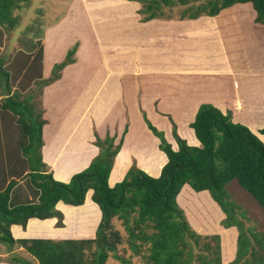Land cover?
Returning <instances> with one entry per match:
<instances>
[{"label": "crops", "instance_id": "crops-1", "mask_svg": "<svg viewBox=\"0 0 264 264\" xmlns=\"http://www.w3.org/2000/svg\"><path fill=\"white\" fill-rule=\"evenodd\" d=\"M77 1L72 0L75 8L71 7L70 14L65 15L67 19L47 27L41 39L44 51L41 75L44 78L50 75L52 65L64 51L72 43L79 42L75 62L64 68L59 79L43 86L38 97L46 120L43 162L55 179L68 181L74 173L89 165L99 152L94 144L96 135L104 138L109 134L118 139L127 125L123 145L110 171L109 185L121 181L133 163L150 175L158 176L168 157L159 148V138L139 115L143 112L159 129H164L174 148L178 145L169 116L189 144L199 145L190 123L205 102L214 104L224 113L231 111L235 122L240 121L259 134L258 130L264 126V59L254 66L244 46L235 4L215 16L203 15L195 19L162 17L142 21L137 12L140 4L136 1L84 0L81 7ZM106 8L105 12L98 11ZM92 23L100 25L103 36L107 32L105 41L109 39L108 47H101L103 40L95 25L89 31ZM74 34L78 35L73 39ZM202 39H205L203 43ZM151 42L161 43L149 47ZM90 46L100 50L101 59L97 60L95 54L90 57ZM259 49L264 53L263 47ZM198 50L209 55L203 68L190 64L191 55ZM6 80L7 77L3 78V85L7 84ZM34 82L29 78L22 93H26ZM10 85L11 91L6 87L0 96V191L17 180L21 192L31 197L27 179L30 170L22 153L26 137L17 134V129H22L17 115L1 106V98L18 89L16 83ZM32 94L36 95L35 92ZM61 101L72 110L68 115L61 113ZM122 110L130 114L128 121L125 117L119 119ZM131 111L138 114L135 122ZM86 113L87 118L84 117ZM259 135L264 140V134ZM91 195L92 190L88 191L85 203L74 209H64L65 203H58V209L64 213V226L56 225V217H34L25 227L12 224L13 237L63 238L58 233L78 236L90 227L95 230V220L100 221L101 214L97 213L96 206L87 202L93 201ZM205 207H211L209 213L219 223L196 226L192 222V227L203 234L219 233L222 262L229 264L236 257L238 230L235 226L226 228L220 224L224 214L216 203ZM200 216L196 220L205 222L206 218ZM0 264L11 263L0 260Z\"/></svg>", "mask_w": 264, "mask_h": 264}, {"label": "trees", "instance_id": "trees-1", "mask_svg": "<svg viewBox=\"0 0 264 264\" xmlns=\"http://www.w3.org/2000/svg\"><path fill=\"white\" fill-rule=\"evenodd\" d=\"M30 0H0V34L8 35L17 26L19 17L15 10ZM140 4L137 12L142 21L154 18L195 19L203 15L215 16L224 8L236 3H251L256 10L255 20L264 23V0H130ZM183 10L175 15L174 11ZM3 42V40H2ZM39 48L18 49L11 60L0 55V72L11 74L14 70H26L39 87L59 79L66 66L75 62L79 42H75L66 56L56 62L48 77L41 75L44 51ZM20 75V76H19ZM18 77H23L22 73ZM6 77V76H5ZM17 77V75H16ZM3 85L0 75V96L5 88L11 91L10 77ZM42 89V88H41ZM40 89V90H41ZM4 110L17 115L26 143L22 148L29 173L27 179L32 196L29 199L10 182L0 191V242L11 249L17 242L38 260V264H108L111 253L122 264H128L118 248L124 241L115 227L114 219H120L128 233V245L132 255H141L147 264H223L221 235L203 234L192 227L219 223L210 215L213 202L224 217L220 224L235 226L238 230L236 257L229 264H264V230L246 224L243 210L244 195L254 198L264 211V126L259 134L247 125L235 122L232 112H222L212 103H202L190 126L194 129L199 145H191L182 137L173 122V137L177 148L166 138L143 112L148 128L160 142L159 148L168 157L158 176H152L133 163L124 178L110 186L108 178L114 159L120 151L128 125L119 141L107 134L96 135L94 144L99 148L87 167L74 173L68 181L54 178L43 162V126L46 122L34 94L23 95L16 90L1 98ZM43 111V110H42ZM236 181L232 195L227 185ZM17 184V185H16ZM16 185V186H15ZM101 210V218L93 236L82 238H20L11 233L12 224L26 226L30 218H57V226H64V213L58 209L60 202L82 205L88 191ZM237 197H236V194ZM204 199L199 198L200 196ZM204 207L207 209L205 212ZM192 214V215H191ZM202 215L204 220H195ZM202 216H200L202 218ZM200 246L196 252L195 246ZM10 263L33 264L31 260L13 256Z\"/></svg>", "mask_w": 264, "mask_h": 264}, {"label": "rangeland", "instance_id": "rangeland-1", "mask_svg": "<svg viewBox=\"0 0 264 264\" xmlns=\"http://www.w3.org/2000/svg\"><path fill=\"white\" fill-rule=\"evenodd\" d=\"M83 2H84V0L77 1L78 7H81ZM72 5H73L72 0H30L29 3L23 2L22 9L14 11V14L19 17V20L17 22V26H15L16 28L13 31H10L7 36H6V34L5 35L2 34L0 37V55L1 54L5 55L4 60L6 58L8 60H11L15 57L18 49H22L23 51H26L29 49L31 50V49H36L37 47H39L38 42H39V40H41L43 38L46 28L50 27L52 24L58 22L59 20L67 19V18H64L65 15L70 14L69 11H70L71 7L75 8V6L74 5L72 6ZM235 5H236L234 7V9L236 11L235 16L237 17V20L240 23L239 24L240 30H241L242 35L244 37V46L247 48L246 51L248 52L249 56L252 57V59L254 61L253 62L254 66L257 67L259 65L258 63L260 62V60L264 59V53L259 49V47L264 48V23H259L255 20L257 13H256V10L254 9V7L251 3H249V2L248 3H237ZM88 8H90V7L88 6ZM105 10H107V8L102 9V10H98V11L105 12ZM182 10H183L182 7L176 9L174 11L175 15H178ZM93 12H95V11H93ZM65 25L66 24H64V26ZM92 25H95L96 29H98V32H100L99 37H100V39L103 40L101 42V47L103 45L105 47H108L109 39H107L105 41V37L108 35L107 32H106V34H104L106 36H103V33L100 30V25L94 24V23H92L90 25L89 31L91 30ZM77 35L78 34H74L73 39L76 38ZM91 35H94V34H91ZM2 40H3V42H2ZM204 41H205V39H202V43ZM160 43L161 42H154V43L151 42V43H149V47L160 45ZM255 43L259 47L257 46L256 48H254L253 45ZM72 45H73V43L71 44V46ZM89 48H90V57L93 54H95L96 56H98V58H96L97 60L101 59V53H100V50L98 48H93L92 46H90ZM220 48H221V46L217 47L215 50L217 51ZM67 49L64 51V54L62 55V57H60L58 59V61L62 60L63 57L66 56ZM220 51H222V50H220ZM194 53L195 54L191 55L190 64L192 66H195L198 68L205 67L206 62H208L209 55L204 50H198ZM58 61H56V62H58ZM261 66H262V63H261ZM85 68H86V65H84V69ZM12 72L13 73L10 77L11 83L14 82L18 85L17 90L24 91L23 89L25 87V84L28 85L29 84V78L31 80L32 77L30 76V74H28V71L26 70V73L23 74V77L18 80V75L25 72V71L18 73L17 71L15 72L13 70ZM0 75L3 78H5V76L6 77L10 76L9 74L8 75L4 74V72L3 73L0 72ZM16 75H17V77H16ZM34 80H35V82H34L33 86L29 85L30 87L26 90V93H24L23 95L26 96V94H28V93H34L35 92L36 95L34 96L33 101L38 102L37 107L42 112L41 101L38 98L41 95L40 89L42 87H39V85H38L39 80H37L36 78H34ZM37 88L39 91L37 90ZM69 92H70V90H68L67 95L69 94ZM64 102L61 101L60 111L62 114L68 115L69 113L72 112V110L69 108L68 104L65 102L66 103V105H65ZM53 114H54L53 116L55 119V112H53ZM137 115L138 114H135L131 111V118L134 120V122H135V117ZM139 115L141 116L142 120H144V116H143L144 114L139 113ZM84 117L87 118V113L84 115ZM123 117H125L126 121H128V119H130V114L128 115V114H126V111L122 110V114L119 116V119H122ZM169 118L172 121V117L169 116ZM237 122H240V121H237ZM19 128H21V127H19ZM162 130H164V129H162ZM259 130H258V132H259ZM172 133H173V122H172ZM17 134L21 135V138L23 136H25L22 129H17ZM48 136H50V135H48ZM119 139L120 138L116 139V142H118ZM234 186H238L236 181H232L226 186L231 195L233 193L231 190ZM28 190H29V193L31 195L30 189H28ZM234 194H236V193H234ZM237 195L238 194H236V197H237ZM28 198L31 199V198H33V196L32 195H31V197L28 196ZM199 198L204 199L203 195L200 196ZM33 200H34V198H33ZM243 200H244L242 202L243 203V210H244V212H246L247 216L249 217V219L246 217V224L252 225L255 228L264 230V211H263V209L256 203L255 199L252 197H250L248 199L244 195ZM87 202H89L93 206H96L98 209L97 213L99 212V214H101L100 208L98 207L97 204H95L94 201L88 200ZM74 208H76V207L73 205L64 204V209H74ZM65 212L69 214V212L67 210H65ZM70 218H71V216H70ZM195 220L196 219L194 218L193 221H195ZM70 223L72 224V219H71ZM98 223H99V221L96 222V220H95V230L97 228ZM114 223H115L114 224L115 227L117 229H119L120 232L122 233L123 239H124L123 243L121 245H119V248H118L119 255L124 256V258H126L129 261L128 264H147L145 258H143L141 255H136V256L132 255L131 249L129 248V245L127 243L128 233L125 229V225H124L123 221L116 218V219H114ZM95 230L93 229V227H90L85 233L78 234V236L73 235V234L63 233V232L58 233V235H59V237H63V238L79 237V236L80 237H84V236L89 237V236L94 235ZM44 237H48V236H44ZM195 250H196V252H199L200 246L196 245ZM13 256H18V257H21L22 259L26 258L28 260H31L33 262V264H38V260L35 259L33 256H31L27 252V250L25 248H23V246L20 247V244L18 242L11 249L9 248V246L6 243L0 242V260H4V261L6 260L7 262H10L9 259L12 258ZM11 264H20V263H11ZM108 264H122V263L114 258V253H111V257L108 260Z\"/></svg>", "mask_w": 264, "mask_h": 264}]
</instances>
